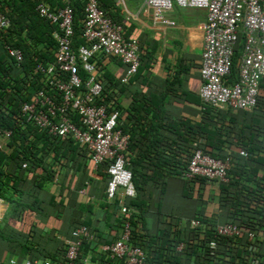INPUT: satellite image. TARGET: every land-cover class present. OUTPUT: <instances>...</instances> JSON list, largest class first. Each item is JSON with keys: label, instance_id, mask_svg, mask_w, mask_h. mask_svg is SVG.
I'll return each instance as SVG.
<instances>
[{"label": "crops", "instance_id": "crops-1", "mask_svg": "<svg viewBox=\"0 0 264 264\" xmlns=\"http://www.w3.org/2000/svg\"><path fill=\"white\" fill-rule=\"evenodd\" d=\"M42 3L57 8L60 1ZM115 4L124 36L139 41L140 67L124 86L114 89L125 74V65L111 57H97L95 62L101 83L108 87L110 97L114 93L119 125L133 139L126 159L141 183V219L150 231L159 225L186 228L199 213L211 224H222L225 217L218 207L217 184L208 182L199 198L200 185L187 190L176 173L178 163L175 168L153 167L157 156L165 158L166 151L174 154L190 143L192 149L197 144L206 146L223 158L237 154L242 142L248 144L251 138L250 130L241 135V129L250 124L252 111L207 109L199 96L207 11L173 5L161 21L141 1L115 0ZM243 159L247 171L254 169V164ZM51 168L53 178L43 182L42 190L30 183L18 203L2 207L0 264L12 259L17 263L34 259L33 264L62 260L72 231L80 226H88L98 239L90 244L92 251L86 252V264H108L99 245L114 242L121 229L120 203L106 202L107 178L94 170L88 155L63 159Z\"/></svg>", "mask_w": 264, "mask_h": 264}, {"label": "built area", "instance_id": "built-area-1", "mask_svg": "<svg viewBox=\"0 0 264 264\" xmlns=\"http://www.w3.org/2000/svg\"><path fill=\"white\" fill-rule=\"evenodd\" d=\"M36 1V0H32ZM74 0H61L62 6L51 8L39 2L35 11L43 19L56 26L53 38L56 54L53 63L39 64L37 71L42 75L46 89L38 90L21 105L20 116L24 122L46 131L49 135L67 141L72 139L87 153L94 170L107 164L106 202L118 200L119 215L123 217L120 236L109 244H100V251L108 255L112 264H145L147 253L143 247L133 245L130 217L136 213L125 204L136 198L132 173L126 159L129 137L118 129V112L108 110L106 104L99 103L102 83L95 59L116 58L126 67L121 83L132 79L140 67V45L137 39L124 36L122 24L114 22L99 8L97 0L84 2L81 45L75 53L73 42ZM141 1L150 8L155 19L163 21L164 12L173 5L181 8L205 9L207 20L204 26L203 51L201 54L200 76L202 86L199 96L202 102L216 109L251 111L258 102L260 84L264 80V0H134ZM0 17V27L7 25ZM164 23H168L164 21ZM242 38L240 55L236 63L237 80L229 83L228 77L233 67V57ZM7 53L15 62L22 61L18 49L7 48ZM81 67L84 77L79 73ZM77 118L78 123L74 121ZM12 133L0 127V152L8 150ZM246 156L244 151H239ZM26 168V164L22 165ZM230 169L229 159L214 158L195 145L186 170L181 179L193 181L196 178L208 182L227 183ZM6 202L0 198V218ZM191 228H199L198 221H191ZM242 230L233 223L216 225L214 237L236 239ZM97 236L87 226H80L71 233L66 244L63 264H75L83 241L89 245L97 243ZM264 241V232L247 231L244 244L247 264H259V252ZM210 257H216L218 244L211 239L207 245ZM181 243L176 247L180 253ZM86 263V260H84ZM26 260L9 264H33ZM44 264H51L45 262ZM109 264V263H108Z\"/></svg>", "mask_w": 264, "mask_h": 264}, {"label": "trees", "instance_id": "trees-1", "mask_svg": "<svg viewBox=\"0 0 264 264\" xmlns=\"http://www.w3.org/2000/svg\"><path fill=\"white\" fill-rule=\"evenodd\" d=\"M59 1L60 7L62 3L61 0ZM39 2L42 0H0V17L8 22L5 27H0V127L12 133L8 150L0 152V198L9 205L19 202L22 193L27 191L30 183L35 190H42L43 182L51 181L53 178L51 167L55 163H61L63 159L74 160L79 155L85 157L87 155L85 150L72 139L60 141L33 124L24 122L20 116L22 103L28 101L38 90L44 88L50 94L43 84L42 75L37 71V66L39 64L48 65L55 60L57 45L53 32L56 31V26L36 13L35 7ZM97 2L107 17L120 24L115 0H97ZM71 6L74 29L72 49L76 53L77 49L84 45L82 38L84 2L74 0ZM240 40L242 42V38ZM241 42L233 57V67L228 77L229 83L237 80L236 63L240 55ZM7 48L20 50L23 56L22 61L17 63L10 58ZM79 73L82 77L85 76L80 66ZM119 86L124 85L119 81L117 85H114V89ZM108 90L103 82L102 94L98 102L106 104L109 111H117L118 107L112 103L114 93L110 97ZM257 99L256 107L251 110L253 114L249 113L252 116L250 124L241 129V135L247 129L251 131L249 143L242 142L243 144L240 145V151H244L246 156H241L238 151L237 154L220 158L206 150V146H202L203 151L214 158L222 160L228 158L230 161L229 181L224 184L217 182L215 184H217L219 196L217 198L218 207L223 209L225 217L222 224L233 223L242 230L241 236L236 239L214 237L216 224H211L204 219L201 213L191 219V221L199 222V228H191L190 222L186 228H180L179 225H159L158 229L150 231L141 219L142 205L140 196H138L141 183L135 180L133 166H128V169H131L132 181L137 193L136 198L125 201L128 207L136 211L130 217L133 236L131 243L144 248L147 253L145 264H247L244 252L246 232L250 230L264 232V123L261 122L264 120V80L260 84ZM206 108L212 109L209 106ZM74 121L78 123L77 118ZM249 125H251L250 129ZM118 129L126 134L119 122ZM128 137L127 153L133 140L131 136ZM241 141L242 138L238 139V142ZM193 149L190 143L184 145L183 149L174 151V154L170 151H166L168 155L164 151H157L159 154H166V157L157 156V163L153 167L175 168L178 163L180 167L176 173L181 179V174L186 170ZM51 159L54 160L53 164L50 162ZM242 159L248 164H254V169L247 171L245 164H242ZM23 164H26L25 169L22 168ZM106 168L107 164L101 165L97 173L103 179L108 180ZM182 181L187 190H190L194 184H199V198L208 183L202 178ZM115 204H118V200ZM117 216L118 223L121 225L123 217L119 215V212ZM211 239H215L218 244V249L215 251L216 257L209 255L207 245ZM181 243L184 248L178 253L176 247ZM89 251H92L91 246L83 241L75 264H86L85 255ZM65 252L66 246L62 260L50 263L63 264ZM258 255L259 264H264V241L261 243ZM108 258L106 255V259ZM108 263L112 264L113 261L108 259Z\"/></svg>", "mask_w": 264, "mask_h": 264}, {"label": "rangeland", "instance_id": "rangeland-1", "mask_svg": "<svg viewBox=\"0 0 264 264\" xmlns=\"http://www.w3.org/2000/svg\"><path fill=\"white\" fill-rule=\"evenodd\" d=\"M240 42H241V40L239 41V43H240ZM1 225H2V224H0V228H1Z\"/></svg>", "mask_w": 264, "mask_h": 264}]
</instances>
